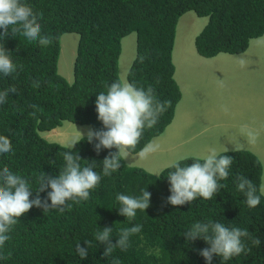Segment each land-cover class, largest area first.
I'll return each instance as SVG.
<instances>
[{"label": "trees", "instance_id": "16d2710c", "mask_svg": "<svg viewBox=\"0 0 264 264\" xmlns=\"http://www.w3.org/2000/svg\"><path fill=\"white\" fill-rule=\"evenodd\" d=\"M40 15L42 34L52 36L47 47L29 43L22 35L9 36L3 43L12 54L17 71L0 75V91L15 85L17 94H9L0 105V135L10 139L12 152L0 154V169L7 166L15 174L29 179L36 190V177L42 171L52 176L64 167L62 153L69 151L57 143L47 142L41 133L50 132L67 121L94 130H103L95 109L96 95L107 85L120 81L121 42L136 34V54L126 80L147 88L151 85L161 101H171L167 111L151 129L145 128L132 155L138 154L152 139L161 135L175 117L182 98L174 79L172 50L178 20L187 12L206 17L207 24L195 37L194 48L202 58L219 54L245 53L250 41L264 36V0H23ZM3 31V30H0ZM76 34L78 42L73 64V82L58 74L60 38ZM40 86L34 87L33 82ZM93 141L77 143L72 151L81 158V166L94 161L101 173L99 185L91 190L87 201L74 203L64 212L31 208L18 218L9 233L10 239L0 250L7 259L0 264H206L199 251L208 245L198 239L187 242L183 234L197 221H218L228 227L247 229L261 244L254 246L246 239V253L224 261L214 256L212 264H264V196L261 194L262 165L251 152L235 150L220 153L234 158L225 185L211 200L197 198L191 203L172 206L167 203L170 184L169 166L154 176L141 168L125 165L109 176L102 174L101 162L117 149L94 151ZM196 160H181L191 165ZM253 182L260 204L249 208L245 196L236 187V176ZM141 189L151 193L149 208L137 210L132 220L118 214L119 193L139 196ZM47 191L40 193L43 200ZM33 192L30 199L35 198ZM50 204V201H48ZM142 225V230L129 238L126 251L115 249L103 257L105 245L95 234L105 227L113 228L111 242L116 243L121 229ZM91 241L87 258L81 260L75 245L85 247Z\"/></svg>", "mask_w": 264, "mask_h": 264}, {"label": "clouds", "instance_id": "9594fccd", "mask_svg": "<svg viewBox=\"0 0 264 264\" xmlns=\"http://www.w3.org/2000/svg\"><path fill=\"white\" fill-rule=\"evenodd\" d=\"M41 14L33 12L32 6L23 0H0V75L11 76L17 71V65L12 60V54L5 48L3 41L18 34L27 39L29 43H37L47 47L52 44L53 37L42 34L41 25L38 22ZM34 87H39V81L33 82ZM107 90L96 95L95 109L97 119L102 123L103 130L88 129L86 139L88 143L94 140V151L99 154L101 149H117L109 154L101 162L102 174L109 176L121 168V155L127 157L129 150L135 149L140 142L145 128H153L159 117L165 113L171 105V101L157 98L154 88L137 86L135 82L116 81L107 85ZM15 85L0 91V105L7 102L9 94H17ZM245 128L247 126H244ZM59 128V127H58ZM55 130V129H54ZM52 130V131H54ZM79 139L67 145L69 151L62 153L64 167L58 175L52 176L42 171L36 177L37 188L33 191L29 179L15 174L7 166L0 169V250L10 239L9 233L19 222L18 218L27 213L31 208H42L46 211L64 212L71 206L68 201L80 203L90 198L91 190L95 189L101 181V173L96 170L94 161L81 166V158L72 149L82 139L85 133L77 131ZM248 136L254 141L255 134L248 131ZM159 144L149 142L138 153L140 157H147L156 152ZM225 151H227L225 149ZM12 152L11 141L8 137L0 135V154ZM234 158L229 155L218 154L215 148H209L202 162L196 160L191 165H182L179 160L170 165L173 171L167 173L170 184V195L167 203L172 206H180L191 203L198 197L211 200L218 191L225 187L219 181L226 180ZM237 190L244 194L245 203L249 208H255L260 204V196L257 188L251 180L243 175L236 176ZM47 191L45 199L40 198V193ZM36 193L35 198L32 197ZM151 193L141 189L139 196L123 193L116 195V201L120 205L118 214L132 220L136 217L137 210L145 211L149 208ZM50 201V204L48 203ZM142 225L120 230L116 243L111 242L113 228L105 227L95 234L97 242L105 245L103 257H109L119 248L126 251L129 246V238L140 233ZM187 242L202 239L208 247L199 251L206 264H212L214 256L224 261L246 253L245 240L251 239L254 246H259L261 240L253 238L247 229L232 226L228 227L218 221H197L183 234ZM85 247L80 243L75 245V250L81 260L87 258L91 241H85ZM0 259H7L0 252ZM111 264H120L118 259Z\"/></svg>", "mask_w": 264, "mask_h": 264}, {"label": "rangeland", "instance_id": "374dc122", "mask_svg": "<svg viewBox=\"0 0 264 264\" xmlns=\"http://www.w3.org/2000/svg\"><path fill=\"white\" fill-rule=\"evenodd\" d=\"M207 21L193 12L178 20L172 63L182 98L174 120L151 140L159 144V149L147 157L121 156L125 165L157 176L177 160L203 159L209 148H215L218 154L252 150L261 157L260 191L264 196V36L250 41L244 54L202 58L195 51L194 41ZM77 42L76 34L60 38L58 74L69 84L73 82ZM135 54L136 34L132 33L121 42L120 81L127 78ZM194 119L197 121L192 126ZM88 129L91 128L64 121L54 131L41 133V137L68 148V144L79 139L77 131L86 137ZM249 130L255 134L254 141L247 134Z\"/></svg>", "mask_w": 264, "mask_h": 264}, {"label": "crops", "instance_id": "0c3cea01", "mask_svg": "<svg viewBox=\"0 0 264 264\" xmlns=\"http://www.w3.org/2000/svg\"><path fill=\"white\" fill-rule=\"evenodd\" d=\"M242 54H244V53H242ZM240 55H241V54H240ZM232 56H236V55H232ZM196 121H197L196 119H194V120L192 121V126H193V122H194V124H195ZM242 123H243V119H242ZM242 123H240V124H242ZM249 152H250V151H249ZM251 153H253L252 150H251ZM253 154H254V153H253ZM254 155H255V154H254ZM255 156H256V155H255ZM256 157H257V156H256ZM257 158H258L259 161H260V158H261V157L258 156Z\"/></svg>", "mask_w": 264, "mask_h": 264}]
</instances>
